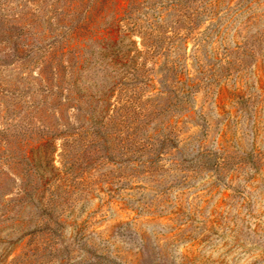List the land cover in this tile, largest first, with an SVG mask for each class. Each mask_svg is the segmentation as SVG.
I'll return each instance as SVG.
<instances>
[{
	"label": "rangeland",
	"instance_id": "1",
	"mask_svg": "<svg viewBox=\"0 0 264 264\" xmlns=\"http://www.w3.org/2000/svg\"><path fill=\"white\" fill-rule=\"evenodd\" d=\"M92 1L0 0V264H264V0Z\"/></svg>",
	"mask_w": 264,
	"mask_h": 264
},
{
	"label": "trees",
	"instance_id": "2",
	"mask_svg": "<svg viewBox=\"0 0 264 264\" xmlns=\"http://www.w3.org/2000/svg\"><path fill=\"white\" fill-rule=\"evenodd\" d=\"M143 1H145V0H93L92 2H94V3L91 6V8L88 10L87 15H85L84 19L90 20L92 15L99 9L108 10L109 8H114V15H113L114 16L113 17L114 22L113 23H116L119 20V17L125 11L124 9H126V7L129 6V4H131V6H132L133 3L143 2ZM134 24H136V22H134ZM111 25H113V24H111ZM99 37L100 36H96L95 39L97 40V39H99ZM100 39H101V37H100ZM105 43L107 44V42H105ZM107 45H109V44H107ZM101 48L105 49V45H102ZM110 55L112 58L116 57L114 52H111Z\"/></svg>",
	"mask_w": 264,
	"mask_h": 264
}]
</instances>
